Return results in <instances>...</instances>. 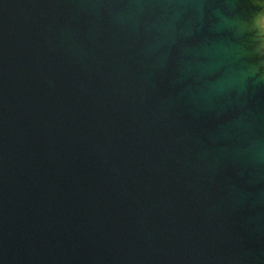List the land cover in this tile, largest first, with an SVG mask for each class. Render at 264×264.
I'll use <instances>...</instances> for the list:
<instances>
[{
  "label": "water",
  "instance_id": "1",
  "mask_svg": "<svg viewBox=\"0 0 264 264\" xmlns=\"http://www.w3.org/2000/svg\"><path fill=\"white\" fill-rule=\"evenodd\" d=\"M0 264H264V0H0Z\"/></svg>",
  "mask_w": 264,
  "mask_h": 264
}]
</instances>
